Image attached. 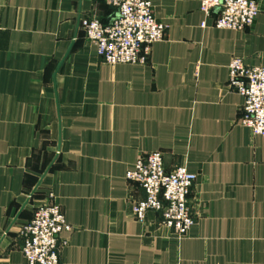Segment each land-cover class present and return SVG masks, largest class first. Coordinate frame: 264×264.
<instances>
[{
	"label": "crops",
	"instance_id": "crops-1",
	"mask_svg": "<svg viewBox=\"0 0 264 264\" xmlns=\"http://www.w3.org/2000/svg\"><path fill=\"white\" fill-rule=\"evenodd\" d=\"M168 25L146 64H110L81 26L109 0H0V264H28L20 230L54 195L72 227L64 264H264V136L243 125L229 63L264 65V0L252 27L208 25L199 0H150ZM161 151L197 175L179 238L132 212L126 173Z\"/></svg>",
	"mask_w": 264,
	"mask_h": 264
},
{
	"label": "built area",
	"instance_id": "built-area-1",
	"mask_svg": "<svg viewBox=\"0 0 264 264\" xmlns=\"http://www.w3.org/2000/svg\"><path fill=\"white\" fill-rule=\"evenodd\" d=\"M117 9L110 22L98 17L83 18L86 37L95 43L103 61L110 64H146L154 43L164 39L168 25L159 21L150 0H109ZM206 19L201 26L244 30L252 27L259 13L258 0H199ZM229 84L244 97L241 122L253 134L264 136V65H247L243 58L229 63ZM128 181L140 186L144 199L132 206L137 220L144 221L148 212L160 213L163 224L179 237L187 236L195 223L190 192L197 175L182 166L167 172L161 151L140 154L126 173ZM72 227L54 195L38 207L29 223L22 226V253L28 264H64L61 238Z\"/></svg>",
	"mask_w": 264,
	"mask_h": 264
}]
</instances>
